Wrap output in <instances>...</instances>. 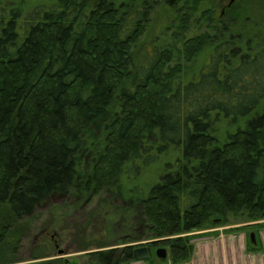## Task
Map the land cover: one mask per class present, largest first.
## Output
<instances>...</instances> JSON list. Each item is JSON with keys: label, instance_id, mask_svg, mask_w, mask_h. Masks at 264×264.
Segmentation results:
<instances>
[{"label": "trees", "instance_id": "obj_1", "mask_svg": "<svg viewBox=\"0 0 264 264\" xmlns=\"http://www.w3.org/2000/svg\"><path fill=\"white\" fill-rule=\"evenodd\" d=\"M157 5L0 6V264L20 262L33 216L56 197L121 201L119 212H133L140 235L167 246L172 264L188 262V235L217 219L264 221V46L252 52L217 36L230 30L212 23L211 10L203 17L215 35L182 42L198 2L176 10L172 41L146 43ZM206 47L209 61L184 81V64ZM161 161L163 173L144 187V173ZM31 246L28 261L50 258L46 245ZM109 246L89 256L135 262L133 246L102 250Z\"/></svg>", "mask_w": 264, "mask_h": 264}, {"label": "rangeland", "instance_id": "obj_2", "mask_svg": "<svg viewBox=\"0 0 264 264\" xmlns=\"http://www.w3.org/2000/svg\"><path fill=\"white\" fill-rule=\"evenodd\" d=\"M57 0H0V6L5 8H21V11H31L43 6L49 7ZM159 5L153 11L143 38L146 43L172 38V33H180L176 10L188 5L192 7L198 2V11L192 16L189 30L181 34L182 42L206 32L209 21L203 13L209 10L213 13L212 23L226 28L227 34H217L223 39L239 38L245 49L254 52L264 46V0H156ZM177 20V21H176ZM176 21V22H175ZM171 28L168 32L167 29ZM215 35V34H211ZM220 38V39H221ZM180 46L182 45L179 44ZM248 45V46H247ZM249 47V48H248ZM212 49L206 47L191 64H184L183 80L198 77L200 71L209 61ZM183 61V60H182ZM226 124V123H225ZM230 131L235 128L230 124L223 125ZM220 132L226 135V129ZM164 163L158 162L148 167L141 183L150 187L163 173ZM108 195H102L90 204L73 202V199L56 197L40 207L31 220V234L20 245L17 264H27L40 261L57 260L65 264H97L89 253L100 250L101 244H109L108 248L149 245L148 240L140 235L136 228L133 212L121 214L122 202L109 201ZM121 214V215H119ZM219 220V219H217ZM221 220V219H220ZM222 221V220H221ZM211 226L207 229L189 234L193 246L190 260L184 264H264V221L251 222L244 216L230 215L226 224ZM255 235V244H251V234ZM128 237L130 241L119 243ZM43 244L48 247L50 258L28 261L32 255L31 244ZM164 246V247H163ZM167 248V258L161 261L156 257L157 248ZM87 249V250H85ZM63 251V254H59ZM128 264H172L169 249L165 245L152 247L150 258L145 261Z\"/></svg>", "mask_w": 264, "mask_h": 264}, {"label": "water", "instance_id": "obj_3", "mask_svg": "<svg viewBox=\"0 0 264 264\" xmlns=\"http://www.w3.org/2000/svg\"><path fill=\"white\" fill-rule=\"evenodd\" d=\"M221 220H215V223H219ZM251 241L255 244V235L251 234ZM59 254H63V251H59ZM156 256L160 260H166L167 258V249L166 248H158L156 250ZM150 257V250L148 246L137 247L133 250V258L136 262L145 261Z\"/></svg>", "mask_w": 264, "mask_h": 264}, {"label": "flooded vegetation", "instance_id": "obj_4", "mask_svg": "<svg viewBox=\"0 0 264 264\" xmlns=\"http://www.w3.org/2000/svg\"><path fill=\"white\" fill-rule=\"evenodd\" d=\"M146 246H148V248H149V250H150V254H151V253H152V247H153V246L150 245V244H149V245H146ZM163 247H164V246H163ZM134 248H136V247H134ZM158 248H160V247H158ZM158 248H157V249H158ZM166 249H167V248H166ZM133 250H134V249H133Z\"/></svg>", "mask_w": 264, "mask_h": 264}]
</instances>
